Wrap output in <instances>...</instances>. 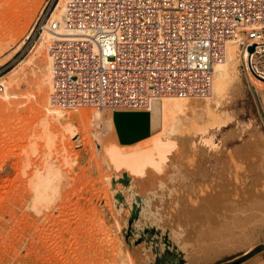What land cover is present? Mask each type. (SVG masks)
<instances>
[{"label":"rangeland","instance_id":"obj_1","mask_svg":"<svg viewBox=\"0 0 264 264\" xmlns=\"http://www.w3.org/2000/svg\"><path fill=\"white\" fill-rule=\"evenodd\" d=\"M59 1L0 0L8 10L0 21V264H264V84L247 70L243 49L221 63L236 91L230 103L222 107L225 90L214 105L162 123L150 118L148 137L122 144L113 120H96V129L97 112L49 101L48 38L37 24ZM253 60L264 71V53ZM199 139L215 146L206 148L212 155ZM36 168L55 176L53 201L42 209L26 198ZM123 172L127 189L111 181ZM135 196L142 203L128 224ZM242 204L256 213L252 240L200 252L211 238L230 237L217 229Z\"/></svg>","mask_w":264,"mask_h":264},{"label":"built area","instance_id":"obj_2","mask_svg":"<svg viewBox=\"0 0 264 264\" xmlns=\"http://www.w3.org/2000/svg\"><path fill=\"white\" fill-rule=\"evenodd\" d=\"M56 5L37 31L49 34V101L59 110L205 98L229 41L264 53V0H64L52 17ZM247 70L261 76L252 62Z\"/></svg>","mask_w":264,"mask_h":264},{"label":"bare ground","instance_id":"obj_3","mask_svg":"<svg viewBox=\"0 0 264 264\" xmlns=\"http://www.w3.org/2000/svg\"><path fill=\"white\" fill-rule=\"evenodd\" d=\"M2 2V1H1ZM63 4H64V2H62V0H60L59 2H58V4L56 5V8H55V10L57 11V9H58V13L54 16V12H53V14H52V17H56V16H58L59 14H61V12H62V10H63ZM54 10V11H55ZM8 16V10L7 9H4L3 11L1 10L0 11V21L1 20H3L4 18H6ZM44 33V36H43V40H46L47 38H49V34H48V32L47 31H44L43 32ZM28 37V34H26L25 35V38H27ZM1 41V40H0ZM24 42V40H22V42H21V44ZM240 49V46H239V44H238V42L237 41H229L228 42V44H227V54H226V56L228 55V54H235L236 55V57H237V51ZM243 58H244V60H245V64H246V68L248 67V68H250V63L252 62V64L253 65H256L257 66V62H255L254 60H253V57H252V55H251V52H249L248 50H244L243 49ZM49 62V61H48ZM257 68H258V71H260V75L261 76H258V75H256L255 77H256V80L258 81V82H260V83H263L264 84V71L263 70H261L258 66H257ZM220 70V71H219ZM229 73H228V70L227 69H225L224 67H223V65H221V64H219V65H217L216 66V68H215V72H214V78H213V89H212V92H211V94L209 95V96H207V97H205V98H196V97H185V98H177V97H162V98H160L159 100H157V101H155V102H153L152 103V105L149 107V109H147V110H145V111H148L149 112V114H150V117H149V135H150V118H152V119H154L155 120V122H157L158 123V120L160 119V122L162 121H164L165 119H171V118H173V117H175V116H181V115H184V114H186V112L188 113V112H191V111H197V110H200L201 109V105H205V104H203V103H207L208 105H214V98L215 99H217V98H219V96H220V94H222V93H224V91L226 90H228V92H227V94H226V97L222 100V107L224 106V105H226L227 104V102H228V99H229V96H231V98H232V95H230L232 92H233V83L230 81L229 83H227L226 84V82L229 80ZM49 80H50V75H49ZM230 80H231V78H230ZM216 82V83H215ZM234 90H236L235 89V87H234ZM232 91V92H231ZM234 92H236V91H234ZM233 92V93H234ZM239 92V91H238ZM236 94V93H235ZM45 96H43V98H44ZM261 99L263 100V102H264V94L262 93L261 94ZM163 98H165V99H163ZM231 98H230V100L229 101H231ZM234 99V98H233ZM43 100V99H42ZM228 103H230V102H228ZM229 107V106H228ZM50 107H46V111L49 113V114H51V111L55 114V112L51 109V111H50ZM81 112H85V115L87 114L88 115V113L89 112H91V111H93V112H97V115H98V117H99V119H98V117H97V115H94L93 117H91L90 118V121H92V122H96V120H102L103 118H107L108 120H112V115H113V112H111V111H106V110H101V109H83V110H80ZM56 112H58V114H61V112L60 111H57L56 110ZM87 112V113H86ZM53 116V118L54 119H60V118H58V117H56V115L54 116V115H52ZM156 116V117H155ZM161 119H163V120H161ZM89 120V119H88ZM107 120V121H108ZM60 122H62L61 120H60ZM77 122V121H76ZM100 121H97L95 124V126H96V129L97 128H99L100 127V123H99ZM154 122V121H153ZM161 122V123H162ZM82 123V126H84V129L86 130L87 128H86V124L85 123H83V122H81ZM157 123H154V124H156V125H158ZM63 125V124H62ZM73 123L72 122H70V123H67V124H64V127L65 128H72L73 127ZM78 126V125H77ZM80 128H81V131H82V127L80 126ZM79 128V129H80ZM83 129V130H84ZM84 130V131H85ZM99 131V130H98ZM97 131V132H98ZM83 132V131H82ZM96 132V131H95ZM101 132V131H100ZM97 134H99V133H96V135ZM148 135V136H149ZM147 136V137H148ZM228 136V135H227ZM100 139V137L98 136V140ZM144 139V138H143ZM196 145H197V147H198V149L202 152V151H206L207 152V149L206 148H208L209 147V149H212V148H215V146L214 147H211L212 146V144L208 141V140H206V139H199L197 142H196ZM217 147V146H216ZM213 150V149H212ZM215 151V150H214ZM217 151H219L218 149L215 151L216 152V154H217ZM206 152H204V153H206ZM208 152H210L211 153V151H208ZM207 152V153H208ZM214 152V153H215ZM210 153H209V155H210ZM213 153V154H214ZM201 154V153H200ZM202 155V154H201ZM205 155V154H204ZM211 155H212V153H211ZM215 155V154H214ZM203 156V155H202ZM207 156H208V154H207ZM205 157V156H204ZM215 158H216V156H215ZM200 160H201V158H199ZM203 161V160H202ZM219 165V164H218ZM5 166H7V164H5L4 165V167ZM31 166V165H30ZM45 168V167H44ZM6 169V168H5ZM41 169V168H40ZM202 169H204L203 167H202ZM35 170V169H34ZM33 170V171H34ZM6 171H8V169L6 170ZM37 171V168H36V170H35V172ZM38 171H39V169H38ZM37 171V172H38ZM43 171V170H42ZM27 172V171H26ZM34 172V175H32V177H31V179L29 180V183H28V185H27V187H26V198H27V200H29V201H31V203H32V205L33 206H39L40 208L43 206L44 207V205H48L49 204V201L50 200H52L53 198H52V195H51V192H49L50 190L52 191V190H54L55 189V187H56V184H55V182H53L52 180L54 179H52V177H55V176H52V175H50L51 174V171L49 170H47V171H44V172H46V173H44V174H39V172L38 173H35ZM41 172V171H40ZM54 172V171H53ZM198 172V171H197ZM203 172V171H202ZM31 173V172H30ZM199 173V172H198ZM27 174V173H26ZM28 174H29V172H28ZM37 174H38V176H37ZM54 174H57V173H54ZM53 174V175H54ZM28 176V175H27ZM199 176H201V175H199ZM29 177V176H28ZM30 178V177H29ZM29 178H27V179H29ZM197 178V177H196ZM25 181V180H24ZM27 181V180H26ZM56 181H57V179H56ZM191 182V181H190ZM24 183V182H23ZM193 183V182H192ZM196 183V182H195ZM190 184V183H189ZM25 187V186H24ZM23 192H24V190H23ZM23 192L21 191V195L23 194ZM54 194V193H53ZM66 194V193H65ZM20 196V195H19ZM23 196V195H22ZM58 196H60V195H58ZM21 198V197H20ZM50 198H52V199H50ZM57 199V198H56ZM24 200V199H23ZM27 200H25V201H27ZM53 201V200H52ZM229 204V203H228ZM239 205H241V204H239ZM33 206H31V207H33ZM132 206V205H131ZM222 206V205H221ZM231 206V205H230ZM242 206H243V204H242ZM238 206L237 205V209H233L232 211H233V217L230 219V221L229 220H227L225 223H223V224H221V227H220V229H217L218 230V232L221 230V228H223L222 226H225V228L224 229H226V230H228L229 232H230V237H228V239H227V236H229V234H228V232L226 231L225 233H226V239H222V237H220L221 238V240H219V238L218 239H216V240H214L213 239V242H212V238H211V240H209V241H211L210 243H207L206 245H204V247H201L200 249H201V251L200 252H207L208 253V251H211V252H213V254L214 253H216V252H218L219 251V249L222 247L223 248V245L224 244H226V242H241V243H245V242H247V241H250V240H252L251 238L253 237V235H254V232H255V230H256V228H255V230H254V228H253V226H252V222L254 221V218H255V215H256V213L254 214L252 211H250V207L248 206V205H245V206ZM47 208H49L48 206H46ZM232 207V206H231ZM254 208H252L253 210L256 208V206L254 205L253 206ZM40 208H38V209H40ZM51 208V207H50ZM49 208V209H50ZM37 209V210H38ZM42 209V208H41ZM251 209V210H252ZM36 210V211H37ZM256 210V209H255ZM40 211H42V210H40ZM232 215V214H231ZM225 221V220H224ZM260 223H261V221H260ZM227 225H230L229 227H226ZM258 224H256V226H257ZM259 225H261V224H259ZM258 225V226H259ZM209 228V227H208ZM238 228V230H240V232L241 233H239L238 234V236H235L234 235V230L235 229H237ZM214 229V228H213ZM202 230V229H201ZM200 230V231H201ZM209 230H211L210 228H209ZM206 231H208V230H206ZM211 232V231H210ZM209 232V233H210ZM214 232H216L215 230L213 231V233ZM217 232V233H218ZM205 233V232H204ZM212 233V234H213ZM216 233V234H217ZM238 233V232H237ZM215 234V235H216ZM214 235V234H213ZM218 235V234H217ZM219 236H221L220 234H219ZM224 237H225V234H224ZM218 240V241H217ZM250 243V242H249ZM243 245V244H242ZM245 246V245H244ZM203 254V253H202Z\"/></svg>","mask_w":264,"mask_h":264},{"label":"water","instance_id":"obj_4","mask_svg":"<svg viewBox=\"0 0 264 264\" xmlns=\"http://www.w3.org/2000/svg\"><path fill=\"white\" fill-rule=\"evenodd\" d=\"M254 47V45H250L247 50L252 52ZM149 117L150 114L148 111H114L112 120L119 141L122 144H130L147 137L149 135ZM111 181L114 185L116 181H118L126 188L130 184L131 178L127 175V173L123 172L122 177L117 180L112 179ZM129 191L130 190H128V192ZM114 199L117 200V202H122L123 205L126 206L124 202V195L121 191H117L114 194ZM141 203L142 198L140 196H135V202L132 204L133 208L130 212L128 224H131L133 220L137 219ZM117 207H119V204H117Z\"/></svg>","mask_w":264,"mask_h":264},{"label":"trees","instance_id":"obj_5","mask_svg":"<svg viewBox=\"0 0 264 264\" xmlns=\"http://www.w3.org/2000/svg\"><path fill=\"white\" fill-rule=\"evenodd\" d=\"M249 253V252H248Z\"/></svg>","mask_w":264,"mask_h":264}]
</instances>
